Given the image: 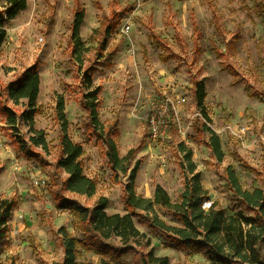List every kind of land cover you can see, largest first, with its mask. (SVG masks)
Listing matches in <instances>:
<instances>
[{"label":"rangeland","instance_id":"374dc122","mask_svg":"<svg viewBox=\"0 0 264 264\" xmlns=\"http://www.w3.org/2000/svg\"><path fill=\"white\" fill-rule=\"evenodd\" d=\"M8 6L0 0V12L5 13ZM78 6L85 9L80 33L90 49L82 68L71 46ZM106 19L113 32L100 55L97 46L104 28L98 29ZM124 23L131 25L128 32L122 29ZM5 27L7 38L0 51V197L13 199L15 205L7 236L0 244V264H60L64 249L58 229L65 226L82 237L73 213L57 208L51 194L56 188L51 186L54 167L50 163L57 159L61 138L60 96L66 100L70 136L84 145L85 171L98 184L95 196L78 199L93 205L105 195L110 200L109 213L127 212L123 195L129 177L111 168L107 145L94 134L83 105L87 75L101 86L100 119L104 124L115 123L112 136L120 155L131 152L132 167L140 163L137 193L152 197L160 184L174 200L179 199L186 178L180 142L194 150L209 189L207 202L217 200L224 207L231 206L230 191L219 175L228 165L236 168L247 188L261 180L264 96L250 97L245 89L250 83L252 91H264V6L257 0H28L27 8L6 21ZM31 65H37L41 76L36 128L46 133L51 147L49 153L36 149L47 164L24 156L18 139L27 140L28 127L22 124L20 131L13 130L4 111L7 106L20 107L1 89ZM232 68L237 75L230 72ZM203 79L209 123L220 135L226 153L222 162L213 155L209 135L193 129L199 114L194 86ZM168 100L178 114H171L175 118L162 137L153 140L149 114L155 106L162 109ZM243 125L246 134H235ZM159 215L179 224L164 209L159 208ZM135 221L152 237L157 254L173 262L210 264L202 252L170 247L140 218ZM99 257L81 250L82 259L97 262Z\"/></svg>","mask_w":264,"mask_h":264},{"label":"trees","instance_id":"16d2710c","mask_svg":"<svg viewBox=\"0 0 264 264\" xmlns=\"http://www.w3.org/2000/svg\"><path fill=\"white\" fill-rule=\"evenodd\" d=\"M9 6L5 13L0 12V51L7 38L5 23L28 6V0H6ZM264 6V0H257ZM85 9L79 6L75 10L72 25L71 46L74 59L82 68L84 55L89 52L87 42L81 36ZM105 20L103 38L97 46L98 54L106 49L113 25ZM157 42L159 40L157 38ZM167 58H164L166 60ZM237 75L234 68L230 71ZM86 91L83 105L89 112V125L94 134L107 145V156L111 168L127 175L128 182L124 190V202L127 212L109 213L110 200L101 195L93 205H86L79 196L91 198L97 194L98 184L94 177L85 171L83 156L84 145L74 140L69 133V120L66 113V100L60 96L57 103L58 120L61 123V138L58 144L57 159L54 160L51 194L59 209L70 210L75 217V226L82 237L73 235L68 228L61 226L58 236L64 249L60 264H185L173 262L167 255H159L152 237L141 230L135 217L148 228L161 235L165 243L176 249L199 251L210 264H264V174L261 180L254 181V187L247 188L233 165L226 166L220 176L225 180V187L231 194V206L224 207L217 200L210 201L209 189L204 185L202 172L194 160V150L185 142L178 147L183 153L181 168L186 173L184 189L179 199L174 200L168 190L157 185L152 197L143 196L136 191V179L140 163L131 165V152L121 156L113 138L115 123L104 124L99 115L98 100L101 86L95 85L90 75L85 78ZM250 97L264 96V91H252L250 83L245 87ZM194 101L198 115L193 129L201 135H209V145L213 155L222 162L225 150L220 135L211 127V117L206 111L205 80L195 81ZM1 91L15 106L5 107L7 124L15 131L20 125L28 127L29 136L18 139L19 148L26 158L49 163L42 152H50L46 133L36 128V116L39 112L41 76L37 65L26 68L19 77L5 85ZM194 123V122H193ZM36 148L42 150L38 151ZM132 167V168H131ZM258 173H261L257 170ZM65 176H64V174ZM68 194L77 197H70ZM15 201L0 197V244L8 232V221L12 216ZM159 208L164 209L179 224H173L160 217ZM98 254L97 262L82 259L81 250Z\"/></svg>","mask_w":264,"mask_h":264},{"label":"built area","instance_id":"2783aa9c","mask_svg":"<svg viewBox=\"0 0 264 264\" xmlns=\"http://www.w3.org/2000/svg\"><path fill=\"white\" fill-rule=\"evenodd\" d=\"M122 29L123 31L128 32L131 29V25L129 23H124L122 25ZM161 107L162 109H156L155 106L148 117L149 136L153 140L162 137L165 129L169 126L170 121L175 118V115L172 117L171 114H178L176 105L170 100L166 101V103ZM198 115H201V113L199 112ZM234 132L239 136H243L247 132V127L243 125ZM209 204L210 202H205L206 208H208Z\"/></svg>","mask_w":264,"mask_h":264},{"label":"crops","instance_id":"0c3cea01","mask_svg":"<svg viewBox=\"0 0 264 264\" xmlns=\"http://www.w3.org/2000/svg\"><path fill=\"white\" fill-rule=\"evenodd\" d=\"M208 188V187H207Z\"/></svg>","mask_w":264,"mask_h":264}]
</instances>
